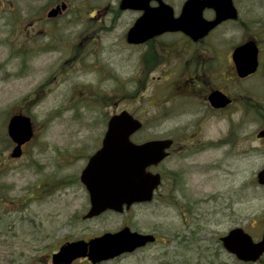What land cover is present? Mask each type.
I'll return each instance as SVG.
<instances>
[{"label": "rangeland", "instance_id": "rangeland-1", "mask_svg": "<svg viewBox=\"0 0 264 264\" xmlns=\"http://www.w3.org/2000/svg\"><path fill=\"white\" fill-rule=\"evenodd\" d=\"M62 3L67 9L47 19ZM106 4L112 8L114 0H0V264H51L61 244L123 227L154 233L159 242L100 264H243L227 254L219 238L235 227L255 241L264 232V187L255 182L264 157L251 156L250 150L263 154L264 140L224 147L231 128H239L240 115H212L196 98L183 97L176 71L170 84L179 93L175 96L204 115L179 116L184 105L176 101L169 107L154 79L166 78V68L148 72L141 48L125 42L132 20L122 15L113 21L103 17L105 10L88 18ZM234 5L238 21L219 26L209 40L225 38L219 51L251 39L258 45L256 74L227 87L260 99L259 117H248L237 131L239 137H252L264 131V0H235ZM213 83L222 88L221 80ZM122 110L143 124L136 141L183 133L178 142H191L198 130L206 146L173 153L160 168L166 174L162 195L150 204L84 220L89 202L80 173L100 147L109 117ZM17 114L30 117L34 137L23 156L11 160L13 145L4 149L1 136ZM27 196L31 199L23 201ZM178 236L186 242L179 243ZM256 264H264V256Z\"/></svg>", "mask_w": 264, "mask_h": 264}, {"label": "water", "instance_id": "water-1", "mask_svg": "<svg viewBox=\"0 0 264 264\" xmlns=\"http://www.w3.org/2000/svg\"><path fill=\"white\" fill-rule=\"evenodd\" d=\"M145 7L136 0H121L120 3L121 10H145ZM65 9L66 4L57 5L47 13V17L55 18ZM205 9L214 11L213 20L207 21L203 18ZM237 19V10L232 0H190L184 4L178 18L173 17L169 6L161 3L155 12L145 13L135 21L126 33V42L139 45L168 32H181L197 41L221 23ZM258 53L257 44L253 40L233 49L231 58L239 78H246L256 72ZM208 102L219 109L230 101L225 95L215 91L209 95ZM141 128V122L127 111H121L109 118L100 148L90 156L79 177L89 201V209L84 219L96 218L107 211L121 214L136 204L152 201L161 181L159 174H153L149 169L164 161L172 141L163 139L136 144L131 137ZM7 135L14 144L9 157L19 159L22 156V147L33 137L30 118L22 114L10 117ZM256 181L264 186V168L256 174ZM154 241L152 235H143L124 227L89 241L78 240L61 245L51 255V264H72L80 258L97 264L132 253ZM220 241L226 252L243 263H255L264 255V232L260 240L254 242L243 229L234 228L221 237Z\"/></svg>", "mask_w": 264, "mask_h": 264}, {"label": "flooded vegetation", "instance_id": "flooded-vegetation-1", "mask_svg": "<svg viewBox=\"0 0 264 264\" xmlns=\"http://www.w3.org/2000/svg\"><path fill=\"white\" fill-rule=\"evenodd\" d=\"M139 1L141 4L145 5V10H134V9H126L121 10L120 9V3L121 0H114V4L111 6L112 8H109L110 6L106 4L104 9H93L89 13L88 18L94 19V15L98 12H101V10L104 11V16H111L113 21L117 18L121 17L122 15L128 16L132 20V25L128 28V30L133 26L135 21L139 19L141 16H143L145 13L149 12H155L156 9L160 6V4H165L169 6L172 9L173 17L178 18L181 14L182 8L184 4L190 0H136ZM235 0H232L234 4ZM235 6V5H234ZM68 7V6H66ZM108 7V8H107ZM67 9V8H66ZM238 14V11H237ZM214 11L211 9H205L203 11V18L207 21H211L214 19ZM239 19V14H238ZM236 21H226L223 22V24H227L229 22H237ZM219 25V26H221ZM217 26L215 29L210 31L208 35L203 37L202 39H199L197 41H193L191 38L186 36L185 34L181 32H168L163 33L161 35L154 36L147 41H145L142 44L139 45H131L128 44L129 47L133 48H141V63L142 65L147 68L148 72L154 71L158 69L160 66H164L166 68L167 75L166 78L157 77L154 79H157V86L158 89H164L169 90V93H172L174 90L170 87L171 82L174 77H176V71L178 77H180L181 85L178 88L183 93V97L186 98H196L195 100H199L202 104V107L210 112L212 115H219L222 114L224 116L229 115L231 112V115L238 114L240 115L239 128L237 130L235 128H231L230 132L224 139V147H228L229 145H232V143L236 144L239 140H242L243 142L250 141V143L255 141H262L264 140V131H258V133L253 134L252 137H247L245 133L239 137V133L237 132L244 128V124L248 122L246 120L248 117L256 119L259 117L260 114V107L261 102L260 99H256L255 97L250 96L251 98H246V94L243 90L239 88H233L231 92L227 90V87L230 86V84L233 83H244L248 78L254 76L249 75L246 78H239L237 76L235 65L232 61L231 55L233 52V49H235L240 44L236 45L233 48H222L225 50L219 51V41L225 42L224 39H218L216 41H210V37L212 38V33L219 27ZM127 30V31H128ZM127 33V32H126ZM224 37V36H223ZM210 41V44L208 43ZM125 42H126V35H125ZM244 43V42H242ZM223 51V52H222ZM173 70L168 74L170 70ZM168 70V71H167ZM222 71V74L219 71ZM165 70H162V74H166ZM232 74L233 78H229V76ZM221 76L223 78H221ZM226 76V77H225ZM221 80L222 88L214 86L213 81ZM162 91V97L166 101H170V106L173 107L174 102L180 101L184 107L181 108L184 109L181 112H178L179 116L185 115V114H198L201 117H204L203 113L197 112V106L194 107V104H190V101H186V99H180V97L175 96V92H173V96L170 94L165 93V91ZM218 91L225 95L229 99V103L226 104L223 108H214L212 107L208 102V97L211 93ZM177 92V91H176ZM180 92V91H179ZM250 94V92H249ZM176 95L179 96V93ZM251 95V94H250ZM173 113H176L177 111L172 109ZM194 115V117H195ZM263 133V135H261ZM136 135V134H135ZM132 136L133 142L135 143H143L145 141H152V140H158V139H169L172 141V145L167 150V157L165 160L160 163L157 167L149 169L152 173H158L161 179V185L158 189V192L155 193L154 198L159 193L161 194L162 189H164L165 184V175L160 168L168 161V159L173 155L174 152L179 153L181 151L191 150L192 148L197 147H203L204 145L202 132L198 130L195 131L190 141L187 139H182L180 142H178L179 138L183 135L180 134V137L177 138L176 136L173 137H154L149 138L147 140L143 141H136L134 139V136ZM239 137V138H238ZM252 138V139H251ZM203 141V142H202ZM178 145V146H177ZM252 150L251 156L254 157H264V152L262 154L258 153V150L256 148H250ZM242 153H246L244 150ZM264 167V164H263ZM256 182V181H255ZM154 200V199H153ZM144 205V204H143ZM147 205V204H145ZM137 206V205H136ZM133 208V207H132ZM185 222V220H184ZM196 233V232H193ZM147 235H152L155 237V241L153 243H148L145 246L136 249L132 253L121 255L118 258L121 257H128L132 256L133 254H136L141 251H147L154 246V244L159 242L158 236L154 233H144ZM195 235V234H194ZM193 235V236H194ZM176 239L179 241V243L186 242L185 237H176ZM195 241L194 238H191ZM83 261L88 262L86 259H82ZM89 263V262H88Z\"/></svg>", "mask_w": 264, "mask_h": 264}, {"label": "trees", "instance_id": "trees-1", "mask_svg": "<svg viewBox=\"0 0 264 264\" xmlns=\"http://www.w3.org/2000/svg\"><path fill=\"white\" fill-rule=\"evenodd\" d=\"M1 142L3 143V146H4V149L5 148H7V147H9L8 145H10L11 144V142H10V140L8 139V137H7V135L5 134H3L2 136H1ZM49 186V183H46L45 184V186L43 187V190H45V193H47L49 190H47V187ZM45 195V194H44ZM29 199H31V196H27L26 198H23L22 200L23 201H26V200H29ZM209 264H213V262L211 261V262H209Z\"/></svg>", "mask_w": 264, "mask_h": 264}]
</instances>
